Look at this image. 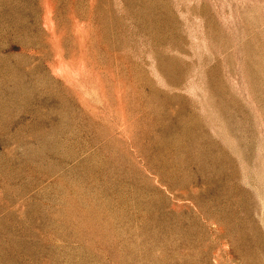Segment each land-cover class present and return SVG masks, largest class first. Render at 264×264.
I'll list each match as a JSON object with an SVG mask.
<instances>
[{
  "label": "rangeland",
  "instance_id": "rangeland-1",
  "mask_svg": "<svg viewBox=\"0 0 264 264\" xmlns=\"http://www.w3.org/2000/svg\"><path fill=\"white\" fill-rule=\"evenodd\" d=\"M0 264H264V0H0Z\"/></svg>",
  "mask_w": 264,
  "mask_h": 264
}]
</instances>
